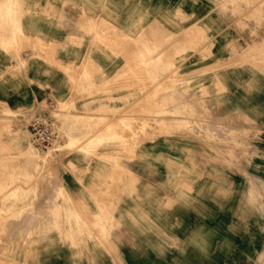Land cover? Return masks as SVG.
Segmentation results:
<instances>
[{
	"label": "rangeland",
	"instance_id": "rangeland-1",
	"mask_svg": "<svg viewBox=\"0 0 264 264\" xmlns=\"http://www.w3.org/2000/svg\"><path fill=\"white\" fill-rule=\"evenodd\" d=\"M6 1L0 0V40H7L0 42V80L11 82L12 69L33 97L22 104L0 99V207L7 204L0 208V264H98L89 255L107 250L115 233L146 245L164 239L174 221L196 220L198 210L223 239L231 210L234 222H264V167L246 164L261 157L263 150L251 146L261 147L263 135L231 131L214 116L221 103L212 96L223 88L201 86L212 83L216 69L210 23L197 13H212L216 4L221 14L227 0H195L204 5L193 13L179 6L193 0H12L18 35ZM38 1L44 8L32 4ZM41 9L43 15L33 12ZM54 30L64 36L50 37ZM62 99L69 105L58 111ZM39 112L54 117L61 139L43 151L27 129ZM67 115L80 117L78 133L86 136L62 148ZM15 131L25 133L32 150H51L54 160L25 158ZM94 134L108 141L83 153L79 147ZM21 184L15 197L8 194ZM191 238L197 241V230Z\"/></svg>",
	"mask_w": 264,
	"mask_h": 264
},
{
	"label": "crops",
	"instance_id": "crops-1",
	"mask_svg": "<svg viewBox=\"0 0 264 264\" xmlns=\"http://www.w3.org/2000/svg\"><path fill=\"white\" fill-rule=\"evenodd\" d=\"M32 4L44 8L45 1ZM191 4V1H179V6L187 13L195 12L194 6L200 11V5H204V2L193 0ZM216 6L212 13H197V16L204 17L205 22L210 23L207 28L212 30L209 34L213 37V43L208 53L213 56L212 67L216 69L212 83L204 79L201 86L223 88L224 91L215 92L212 96V100L221 103L219 114L215 113L214 116L230 130L235 128L237 131L241 129L243 132L263 135L261 147L251 146V149L263 150L261 157H250L246 164L264 167V0L221 1V14L215 10ZM42 11L33 12L43 15ZM51 33L50 37L64 36V31L54 30ZM6 71L11 82L0 80V99L8 104L29 103L33 91L28 81L24 77L18 79L12 69L7 68ZM12 86H16V90ZM261 181L264 182V178ZM182 213L188 214L189 210L183 209ZM197 213L196 220L190 221L188 216L182 217L181 222L174 221L175 226L171 230L167 229L164 239H153L143 245L138 240L127 239L124 232H119L109 238L107 250L93 252L89 256L98 264H264V222H234V210H231V232L228 238L223 239L216 232L221 230L220 227L216 229L217 223L207 222L204 213L203 216L199 210ZM261 213L264 214V208ZM185 218L187 221H184ZM121 224L119 229L124 230ZM233 229L239 232L234 233ZM196 230L197 241L191 238ZM189 231L192 233L189 234Z\"/></svg>",
	"mask_w": 264,
	"mask_h": 264
},
{
	"label": "bare ground",
	"instance_id": "bare-ground-1",
	"mask_svg": "<svg viewBox=\"0 0 264 264\" xmlns=\"http://www.w3.org/2000/svg\"><path fill=\"white\" fill-rule=\"evenodd\" d=\"M12 4H14V1H12V0H9V1H6V4L5 5H3L4 6V8H5V13H6V15H8V17L10 18V21L11 20H13V22H14V27H13V30L14 31H16L15 32V34L16 33H21L22 32V29H21V24H20V19H19V21H18V19L16 18L17 16H15V17H13V6H12ZM15 14V13H14ZM13 26V25H12ZM197 27V26H196ZM198 28V27H197ZM196 28V30L198 31V29ZM184 30V29H183ZM14 33V32H13ZM179 33V32H178ZM155 34H157V33H155ZM16 35H18V34H16ZM158 35V34H157ZM158 36H160V35H158ZM162 37V36H161ZM5 41L7 42V40H5V39H2V40H0V42L1 43H5ZM190 45V44H189ZM158 47V46H157ZM110 48V47H109ZM147 53V52H146ZM143 55V54H142ZM142 55L140 56L141 57V59L140 60H142ZM145 55V54H144ZM147 56V55H146ZM145 57V56H144ZM154 58V57H153ZM161 58V57H160ZM160 58H158V59H160ZM138 59V58H137ZM146 59V58H145ZM153 60V59H152ZM155 61V60H154ZM156 62V61H155ZM141 63H142V61H141ZM129 64V63H128ZM145 65V64H144ZM146 66V65H145ZM88 67V66H87ZM171 71V70H170ZM79 75V74H78ZM151 96V95H150ZM69 105V102H67V100H64V99H62V100H59L58 101V111H61L62 109H65V107H67ZM8 109V108H7ZM7 112H11V109H8L7 110ZM64 113V112H63ZM66 115V114H65ZM64 116V115H63ZM62 116V117H63ZM71 116H72V114H71ZM71 116H69V115H67L65 118H63V120H62V124H61V127H62V129L61 130H63V132L65 133V135H66V140H65V145L62 147V148H64V147H73V145L75 144L76 145V143L81 139V137H84V136H86V135H80L79 133H78V118H80L79 116H78V118L77 117H75L76 119H73ZM75 116H77V115H75ZM126 119H128V118H126ZM151 120H152V118H151ZM4 121V120H3ZM2 121V122H3ZM79 121H82L81 119L79 120ZM191 121V120H190ZM1 122V121H0ZM89 122H90V120H89ZM189 122V121H188ZM191 123H192V121H191ZM89 124V123H88ZM91 124V123H90ZM90 124H89V127H90ZM112 124V123H111ZM154 124V123H153ZM95 124H93L92 125V127L94 126ZM211 125H212V123H211ZM198 127V126H197ZM205 127V126H204ZM226 127H228V126H226ZM234 127V126H233ZM194 128H196V127H194ZM209 128V127H208ZM229 128V127H228ZM227 128V129H228ZM237 128V127H236ZM214 129H217V128H214ZM221 130V129H220ZM226 130V129H225ZM224 130V131H225ZM18 131V130H17ZM20 131V130H19ZM89 131H91V130H89ZM215 131H217V130H215ZM227 131V130H226ZM16 132V131H15ZM196 132V131H195ZM229 132V131H228ZM14 133V132H13ZM92 133V132H91ZM95 133H97V130H96V132ZM197 133V132H196ZM203 133V132H202ZM219 133H220V131H219ZM82 134V133H81ZM88 134H89V132H88ZM223 134V133H222ZM113 135V134H112ZM198 135H199V133H198ZM220 135V134H219ZM203 136V135H202ZM227 136V135H226ZM88 137V136H87ZM108 137L109 136H107L106 134H94V135H92L91 136V138L90 139H88V141L87 142H85V143H83L82 144V146L81 147H79V149L83 152V153H91L92 151H94V149H96L98 146H100V145H103L104 144V142H107L108 140ZM111 138L113 139V137L111 136ZM115 138V137H114ZM205 138V137H204ZM221 138H223V137H221ZM13 139H14V141H15V144L19 147V148H21L22 150H23V152H24V156H25V158L27 157V158H29L30 160H32L35 164H39V163H46V164H50V162L51 161H53L54 160V153L50 150V151H46V152H44V153H39V152H37V151H35V150H32L31 149V147L29 146V143H28V141H27V139H26V136H25V133H23V132H16L15 133V135L13 136ZM85 139V138H84ZM229 139V138H228ZM239 141V140H238ZM82 143V142H81ZM140 143V142H139ZM79 144V143H78ZM6 147V146H5ZM58 147V146H57ZM56 147V148H57ZM77 148H78V145L76 146ZM7 149H10V148H7ZM2 150V149H1ZM0 150V151H1ZM4 150H6V149H4ZM7 151V150H6ZM227 152V151H226ZM5 153V152H4ZM225 154V153H224ZM15 155V154H14ZM14 155L12 156V157H14ZM16 156V155H15ZM23 156V157H24ZM229 156V155H228ZM11 157V158H12ZM16 157H18V156H16ZM7 159H8V157H7ZM21 159V158H20ZM8 160H10V159H8ZM7 160V161H8ZM14 160V159H13ZM12 161V160H11ZM16 160H14L13 161V163H12V166H11V164H10V167H8L9 168V171H10V169H11V167H13V165H16V164H14V162H15ZM23 161V160H22ZM17 162H19V161H17ZM68 163H70V162H68ZM3 164V163H2ZM25 164V163H24ZM34 164V166L36 167L37 166V168H38V165H35ZM6 165V164H5ZM18 165V164H17ZM73 165V164H72ZM71 165V166H72ZM7 166V165H6ZM19 166V165H18ZM18 166H17V168H18ZM30 166V165H29ZM20 167V166H19ZM34 167V168H35ZM47 167V166H46ZM72 167H74V165L72 166ZM6 168V167H5ZM15 168V167H14ZM33 168V167H32ZM75 168V167H74ZM20 169H21V167H20ZM234 169V168H233ZM7 170V169H6ZM36 170V169H35ZM37 171H38V169H37ZM46 172V171H45ZM2 172L0 171V174H1ZM9 173H11V174H14V173H12V171L11 172H9ZM8 173V174H9ZM22 173V172H21ZM10 174V175H11ZM17 174V173H16ZM19 174H20V171H19ZM22 174H24V173H22ZM246 174V173H245ZM6 175V174H5ZM1 176H2V174H1ZM37 176V175H36ZM7 177V176H6ZM8 177H9V175H8ZM12 177V176H11ZM39 177H41V176H39ZM19 178V177H18ZM17 178V179H18ZM30 178H32L31 177V175H30ZM2 181L4 180V179H2V178H0ZM14 179V178H13ZM0 180V181H1ZM29 180V179H28ZM27 180V181H28ZM32 181L33 180H35V178L34 179H31ZM30 180V181H31ZM24 181V180H23ZM22 180L20 181L21 183L23 182ZM26 181V182H27ZM6 182V181H5ZM4 182V183H5ZM253 182V181H252ZM3 183V184H4ZM17 183H19V181L17 182ZM29 183H31V182H29L28 181V184ZM33 183H35V182H33ZM32 183V184H33ZM47 182H45V184H46ZM261 183V187H262V182H260ZM6 184V183H5ZM4 184V185H5ZM44 184V183H43ZM54 184V183H53ZM4 185H2L3 187H5ZM8 185H11L10 183L8 184ZM7 185V186H8ZM23 185H25V184H23ZM27 185V184H26ZM40 185V184H39ZM56 185V184H55ZM55 185H54V187H55ZM0 186H1V184H0ZM27 186H29V185H27ZM26 186V188L28 189V188H30V187H27ZM46 186V185H45ZM31 187H34V186H31ZM253 187V186H252ZM260 187V188H261ZM10 188V187H9ZM9 188H7V190L9 189ZM26 188H24L25 190H26ZM254 188H255V186H254ZM258 188V187H257ZM256 189V188H255ZM4 190V189H3ZM5 190H6V187H5ZM6 190V191H7ZM19 190H23V188H22V184H21V186L19 185V186H14V187H12V188H10V190H8L9 191V195L10 196H12V197H15L17 194H18V191ZM29 190V189H28ZM62 190H63V188H62ZM0 191H1V189H0ZM31 191V190H30ZM257 191V190H256ZM261 191H262V188H261ZM2 192V191H1ZM263 193V192H262ZM258 195H259V193H257ZM62 195V194H61ZM264 195V194H263ZM263 195H261V196H263ZM260 196V195H259ZM258 196V197H259ZM51 197H53V196H51ZM33 198V197H32ZM68 198V197H67ZM108 200V199H107ZM33 201V200H32ZM37 204H39L38 202H37ZM261 205V204H260ZM7 206V204H3V206L1 205V209L2 208H4V207H6ZM40 206V205H39ZM5 211V210H4ZM82 211V210H81ZM81 213V212H80ZM83 213V212H82ZM29 215H31V214H29ZM22 216V215H21ZM27 216H28V213H27ZM26 216V217H27ZM32 216V215H31ZM30 217V216H29ZM33 217V216H32ZM28 219V218H27ZM23 222V221H22ZM31 225V224H30ZM105 225V224H104ZM260 256H261V253H260ZM259 258V257H258ZM261 258V257H260ZM264 258V257H263ZM264 260V259H263ZM262 260V261H263ZM261 261V262H262ZM262 264V263H261Z\"/></svg>",
	"mask_w": 264,
	"mask_h": 264
},
{
	"label": "built area",
	"instance_id": "built-area-1",
	"mask_svg": "<svg viewBox=\"0 0 264 264\" xmlns=\"http://www.w3.org/2000/svg\"><path fill=\"white\" fill-rule=\"evenodd\" d=\"M27 129L32 144L39 150H47L61 143L56 120L46 112L30 115Z\"/></svg>",
	"mask_w": 264,
	"mask_h": 264
}]
</instances>
